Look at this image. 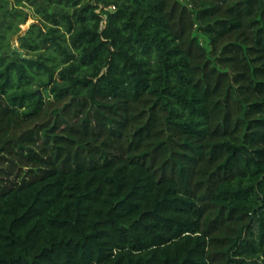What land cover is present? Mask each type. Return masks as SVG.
I'll return each instance as SVG.
<instances>
[{
    "label": "trees",
    "instance_id": "1",
    "mask_svg": "<svg viewBox=\"0 0 264 264\" xmlns=\"http://www.w3.org/2000/svg\"><path fill=\"white\" fill-rule=\"evenodd\" d=\"M183 1L0 0V264H264V0Z\"/></svg>",
    "mask_w": 264,
    "mask_h": 264
},
{
    "label": "rangeland",
    "instance_id": "2",
    "mask_svg": "<svg viewBox=\"0 0 264 264\" xmlns=\"http://www.w3.org/2000/svg\"><path fill=\"white\" fill-rule=\"evenodd\" d=\"M183 1V0H182ZM183 3H186V1H183ZM31 21V19H29L28 21H27V23L25 24V25H23L22 26V28H25L26 27V25L29 23ZM195 36L199 39V41L201 42V44L205 47V48H207L208 50H211V46H210V41H209V38L206 36V35H204L202 32H200V31H196L195 32ZM10 44H11V47H12V45L13 44H19L18 43V40H17V35H16V37H15V39H12L11 41H10ZM214 55H216V57L219 55V50H216V51H214ZM39 91L40 92H42L43 91V89L42 88H39Z\"/></svg>",
    "mask_w": 264,
    "mask_h": 264
},
{
    "label": "water",
    "instance_id": "3",
    "mask_svg": "<svg viewBox=\"0 0 264 264\" xmlns=\"http://www.w3.org/2000/svg\"><path fill=\"white\" fill-rule=\"evenodd\" d=\"M16 36L13 37V39H15ZM16 53L18 54V56L20 58H28L27 56H25L24 52L22 50L19 49L17 44H13L8 55L9 56H13V54Z\"/></svg>",
    "mask_w": 264,
    "mask_h": 264
},
{
    "label": "built area",
    "instance_id": "4",
    "mask_svg": "<svg viewBox=\"0 0 264 264\" xmlns=\"http://www.w3.org/2000/svg\"><path fill=\"white\" fill-rule=\"evenodd\" d=\"M251 229H252L253 232H256V231H257V225H256V222L253 221V222L251 223Z\"/></svg>",
    "mask_w": 264,
    "mask_h": 264
}]
</instances>
